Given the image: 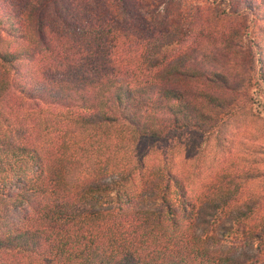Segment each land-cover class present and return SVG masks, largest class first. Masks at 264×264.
<instances>
[{
  "label": "trees",
  "instance_id": "obj_1",
  "mask_svg": "<svg viewBox=\"0 0 264 264\" xmlns=\"http://www.w3.org/2000/svg\"><path fill=\"white\" fill-rule=\"evenodd\" d=\"M232 1L264 88V0ZM136 4L0 0V264H264L261 194L237 178L264 156L202 188L245 51L157 30Z\"/></svg>",
  "mask_w": 264,
  "mask_h": 264
},
{
  "label": "rangeland",
  "instance_id": "obj_2",
  "mask_svg": "<svg viewBox=\"0 0 264 264\" xmlns=\"http://www.w3.org/2000/svg\"><path fill=\"white\" fill-rule=\"evenodd\" d=\"M140 13L149 20L157 22L156 29L171 28L174 33H183L185 38L202 37L204 41L211 40L221 34H226L232 43L240 45L245 56L240 57L245 67H239L245 81L239 93H227L241 106H236V114L228 125V131L223 140L222 151L218 152V160L202 164V188L208 183L216 171L229 170L241 176L246 170L255 168L253 158L264 156V88L258 75L255 47L244 41V36L251 33V14L243 10L232 0H135ZM239 10L236 12L235 10ZM242 35V37H240ZM205 45H202V47ZM211 49L220 55L218 48ZM247 47V49L245 48ZM250 53V56L247 54ZM242 104L244 106H242ZM263 174L244 180L239 179L243 186V197H249L251 191L260 195V212L264 211V166L260 168ZM245 191V194H244ZM251 196L249 198H251ZM260 226L259 217L253 220Z\"/></svg>",
  "mask_w": 264,
  "mask_h": 264
}]
</instances>
